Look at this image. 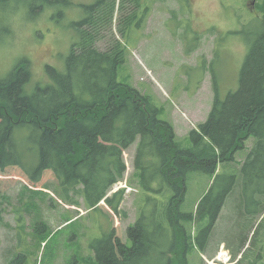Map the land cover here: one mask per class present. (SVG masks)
I'll use <instances>...</instances> for the list:
<instances>
[{
	"label": "trees",
	"instance_id": "1",
	"mask_svg": "<svg viewBox=\"0 0 264 264\" xmlns=\"http://www.w3.org/2000/svg\"><path fill=\"white\" fill-rule=\"evenodd\" d=\"M15 1L0 0V30L5 33L10 22L1 10ZM22 1L42 11L57 0ZM131 4L118 25L125 37L133 24L140 23L138 11L145 6L142 0H120L119 10L125 12ZM116 6L117 0L84 6L86 15L74 23L78 40L65 70L48 66L49 83L32 81L28 59L0 79V199L3 188L17 176L36 186L50 175L64 201L77 205L75 197L81 195L88 209L97 208L110 188L125 179L124 151L139 139L138 218L127 228L128 241L115 229L92 243L97 264H190V252L196 245L205 249L239 179L240 217L252 232L254 246L264 226V0L258 1L254 20L259 30L252 35L239 88L222 99L217 87L209 117L187 140L161 117L151 95L120 79L127 48L112 34ZM102 40L109 42L107 50L98 48ZM252 138L245 161L236 166V154L246 150L245 143ZM191 172L208 175L210 182L195 209L187 211ZM125 190L108 200L112 209L118 210ZM258 215L263 218L253 227ZM233 254L242 256V250ZM256 258L254 264L261 260L260 255Z\"/></svg>",
	"mask_w": 264,
	"mask_h": 264
},
{
	"label": "rangeland",
	"instance_id": "2",
	"mask_svg": "<svg viewBox=\"0 0 264 264\" xmlns=\"http://www.w3.org/2000/svg\"><path fill=\"white\" fill-rule=\"evenodd\" d=\"M97 1L57 0L41 11L38 5L16 0L1 10L10 26L7 33L0 30V79L23 59L31 63L35 83H49L48 66L64 71L78 40L74 23L86 15L84 6ZM258 1L142 0L144 9L138 11L142 20L125 37L118 25L133 5L122 12L117 0L112 34L127 48L120 79L151 95L162 110L161 117L171 122L180 139L187 140L209 117L216 88L222 99L239 88L252 35L259 30L254 20L259 15ZM97 46L107 50L109 42L102 40ZM138 143L139 139L124 151L125 179L110 188L97 208L88 209L81 195L75 197L80 202L77 205L64 201L54 176L47 175L36 186L22 175L15 177L3 188L0 199V264H97V251L92 248L96 239L117 229L128 241L127 228L138 218L142 196L135 177ZM253 144L252 138L245 143L246 150L236 154V166L241 167ZM209 182L206 174H189L185 210L195 209ZM123 188L120 207L112 209L108 200ZM241 193L239 179L205 249L196 245L190 252V264H254L258 255L257 264H264V226L255 241L259 246H253L252 232L249 234L240 217ZM262 218L258 215L253 227ZM223 246L233 255L230 263L213 261ZM240 249L245 256L237 263L242 256L236 258L233 252Z\"/></svg>",
	"mask_w": 264,
	"mask_h": 264
},
{
	"label": "built area",
	"instance_id": "3",
	"mask_svg": "<svg viewBox=\"0 0 264 264\" xmlns=\"http://www.w3.org/2000/svg\"><path fill=\"white\" fill-rule=\"evenodd\" d=\"M232 254L224 246L213 261H223V263H230L232 261Z\"/></svg>",
	"mask_w": 264,
	"mask_h": 264
},
{
	"label": "flooded vegetation",
	"instance_id": "4",
	"mask_svg": "<svg viewBox=\"0 0 264 264\" xmlns=\"http://www.w3.org/2000/svg\"><path fill=\"white\" fill-rule=\"evenodd\" d=\"M141 16H143V15H139L140 20H142V17Z\"/></svg>",
	"mask_w": 264,
	"mask_h": 264
}]
</instances>
